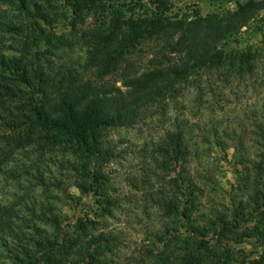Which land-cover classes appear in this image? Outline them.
Instances as JSON below:
<instances>
[{"label":"rangeland","instance_id":"374dc122","mask_svg":"<svg viewBox=\"0 0 264 264\" xmlns=\"http://www.w3.org/2000/svg\"><path fill=\"white\" fill-rule=\"evenodd\" d=\"M248 1L102 0L105 11L96 0H25V8L0 0V56L20 73L25 69L31 87L0 83L47 108L66 99L73 85L122 88L167 62L163 47L179 36L169 22L233 13ZM77 5L83 8L76 14ZM158 18L166 28L132 42L130 53L122 24ZM121 49L104 72L105 61ZM219 50L227 61L218 72L191 79L183 96L152 109L145 124L109 134L115 158L92 162L84 179L96 194L76 188L74 173L61 170L75 160L70 153L22 145L19 132L0 122V264H187L191 229L213 225L200 264H250L258 257L264 243V179L255 172L263 151L256 127L264 126V7ZM248 53L250 68L240 70L237 57ZM4 91L0 102L14 116L23 112L27 103L9 101ZM177 119L192 125L191 155L179 163L164 161L156 150ZM40 174L49 186L38 183ZM161 197L179 211L167 214L157 204ZM43 238L53 255L36 244Z\"/></svg>","mask_w":264,"mask_h":264},{"label":"trees","instance_id":"16d2710c","mask_svg":"<svg viewBox=\"0 0 264 264\" xmlns=\"http://www.w3.org/2000/svg\"><path fill=\"white\" fill-rule=\"evenodd\" d=\"M13 1L19 2L25 8V0ZM96 2L100 3L101 8L107 11L102 0H96ZM77 7L74 11L76 14L80 13L83 8L80 5ZM263 7V4L250 0L240 5L233 13L196 18L186 23L169 22L171 28L177 29L179 36L176 40L165 43L163 47V50L167 52V55L164 54L163 60H167V62L157 64L154 69L140 78L127 81L122 88L101 92L86 85H73L69 89L71 93L66 99L47 108L44 103H36L32 97L29 100L26 93L20 89L15 88V91L13 87H7L0 83V89L5 90L4 96L9 101L14 98L27 103L26 107L20 108L23 112L14 116L15 113L0 102V122L11 131L19 132L18 142L22 145H33L49 152L58 148L64 153H70L73 159H78V162L68 161V167L64 165L61 170L74 173L70 179L74 180L73 185L76 188L82 192L88 189L87 192L96 194L97 191L94 188L97 190V187L87 184L84 179L86 174H90L89 165L92 162H108L115 158L114 145L109 139V134L120 129H130L145 124L152 109L183 96L184 90L192 84L191 79L218 72L227 61L226 55L219 50V46L238 34ZM3 21L4 16L0 13V24ZM166 23L167 21L164 19L158 18L148 22L131 20L122 24L129 30L125 35V41L130 45V53L135 48L131 45L132 42L150 38L157 31H163L166 28ZM124 51L125 49H121L119 52L117 50L112 55L113 57L110 56L104 63L103 71L105 72L112 63L118 61ZM169 54L174 55L176 61L175 58L172 61L167 57ZM238 58L240 70H243L245 65L250 68L249 64L253 60L250 53L240 54ZM11 65H14L12 60L9 63L0 56V70L8 74L0 79L7 83L18 80L19 85H24L29 90L31 83L26 70L23 69L20 73L16 67L13 68ZM7 76L12 77L8 78ZM195 90L202 100L205 95L201 93L200 86L197 85ZM0 98H2L1 94ZM191 127L188 119L182 121L177 119L172 129L165 133L163 143L156 147L157 153L164 161L170 160L179 163L187 160L186 158L191 155L187 141ZM256 128L263 151L260 155L261 162L255 165V172L264 179V126L259 125ZM216 135L217 133H215ZM156 164L159 163L156 161ZM41 176L42 174L39 177L35 176L38 183L42 184L44 188L49 186ZM94 178V182H96V175ZM192 186L190 185L188 188L191 189ZM262 196L264 200V193ZM157 204L167 214L179 211V207L173 205L165 197H161ZM261 222L264 228V211ZM213 227L214 225L212 229H208L206 226H197L191 229L193 242L183 251L187 264H200L203 251L208 247L204 238L208 236L209 231L216 232ZM36 231L43 234L38 229ZM259 238L264 242V229ZM43 240L36 244L40 246L43 253L53 255L54 248L51 246V241L48 238H43ZM259 248L262 249V253L250 264H264V243ZM227 252L231 253L229 250ZM89 257L92 258L91 255ZM52 258L51 256L50 259Z\"/></svg>","mask_w":264,"mask_h":264}]
</instances>
